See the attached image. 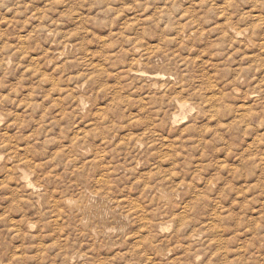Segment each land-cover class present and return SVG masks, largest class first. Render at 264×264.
<instances>
[{
  "label": "rangeland",
  "instance_id": "374dc122",
  "mask_svg": "<svg viewBox=\"0 0 264 264\" xmlns=\"http://www.w3.org/2000/svg\"><path fill=\"white\" fill-rule=\"evenodd\" d=\"M0 264H264V0H0Z\"/></svg>",
  "mask_w": 264,
  "mask_h": 264
},
{
  "label": "bare ground",
  "instance_id": "6f19581e",
  "mask_svg": "<svg viewBox=\"0 0 264 264\" xmlns=\"http://www.w3.org/2000/svg\"><path fill=\"white\" fill-rule=\"evenodd\" d=\"M258 9V8H257ZM261 12V11H260ZM262 14V13H261ZM257 15V14H256ZM182 107L184 106V105H182V104H180ZM61 110V109H60ZM28 185H30L29 183H28ZM32 191V190H31ZM61 208V207H60ZM59 210V209H58ZM16 231V230H15ZM192 244V243H191Z\"/></svg>",
  "mask_w": 264,
  "mask_h": 264
}]
</instances>
